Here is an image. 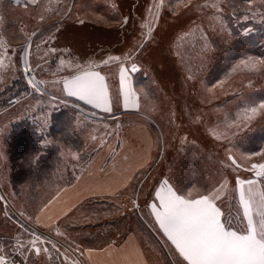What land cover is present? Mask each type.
<instances>
[{
    "label": "rangeland",
    "instance_id": "1",
    "mask_svg": "<svg viewBox=\"0 0 264 264\" xmlns=\"http://www.w3.org/2000/svg\"><path fill=\"white\" fill-rule=\"evenodd\" d=\"M213 2L162 0V6L157 8L153 5L160 4L161 0H37L36 4L25 7L17 5L14 0H0V40H3L0 53L5 54L0 58L6 65L0 68V197H3L0 200V246L5 248L6 256L11 253L8 264L13 261L22 264L23 259L9 244L26 246L33 234L49 237L64 255L50 260L43 254L24 253L26 264H78L75 258H80L68 241L63 238L54 240L53 235L43 233L27 221L30 220L29 212L33 213L43 204H40L43 198L37 197V191L42 187L37 183L13 184L10 181L11 175L7 177L9 152L4 146L5 134L11 133L18 123L31 121L38 125V130L46 131L52 115L61 112L62 106L52 100L49 93L54 94L59 88L61 83L57 81L62 82L61 79L77 71L75 67L60 69L61 59L87 67L90 61L100 63L109 55L134 54L131 62L138 65L139 71L130 73V83L139 107L124 108L118 65L110 63L93 70L105 76L112 111L96 108L92 113L99 115L100 119L72 112L76 127L94 131L93 137L99 141H103L105 135L120 138V133L127 127L139 125L146 128L154 144L153 162L159 165L155 170L167 179L173 175L181 193L213 187L215 183L220 185L226 179L228 187L220 195L225 201L222 210L228 211L227 202L233 197L235 178L255 177V173L243 166L233 171L222 165L226 164V150H230L243 165L261 161L255 153L264 151V115L258 113L243 128L241 125L245 121L240 117L246 109L264 101L254 103L261 95L259 99L264 98V71L260 76L254 75V68L241 62L234 66L236 69L249 67L245 74L224 77L218 69L223 55L235 48L237 41L244 36L245 27L240 22L264 21V12L255 10L253 2L251 7L247 0H220L222 11L217 13L214 8L206 6ZM149 7H152L151 13L147 11ZM245 16H248L247 20L243 18ZM125 17L131 21L128 25L122 24ZM142 20L151 24L150 35L147 26L141 29ZM33 33L37 35L33 36ZM141 43L144 44L142 50L137 48ZM29 44L28 61L32 71L25 74L20 54ZM239 44L233 51L238 50L242 59L247 53L243 46L239 48L242 45ZM49 48L57 51L46 56ZM33 78L43 82L41 92L28 84ZM24 94L28 96L18 101ZM233 111L237 113L234 115L236 121L227 126L225 116ZM71 119L74 125V117ZM66 122L67 118L58 120V125ZM257 129L258 139L248 136ZM243 138L259 145L251 156L242 157L236 151L240 144H251L250 141L243 143ZM187 163L196 167L191 178L184 167ZM204 179L208 183H201ZM253 180L257 181V188L264 187V180ZM52 188L48 191L45 188V195L51 194ZM24 191L30 193L24 194ZM236 191L238 193L237 188ZM23 195H30L27 205L23 204ZM45 199L47 202L49 198ZM236 199L238 201V194ZM141 211L142 226L136 225L137 213L130 214L129 224L145 245V253L155 255L158 264H176L177 256L145 211ZM231 211L235 217L236 208ZM239 226L240 222L234 220L233 227ZM13 237H16L15 241ZM44 246L51 249V244ZM52 255L56 257L57 253L53 251Z\"/></svg>",
    "mask_w": 264,
    "mask_h": 264
},
{
    "label": "crops",
    "instance_id": "2",
    "mask_svg": "<svg viewBox=\"0 0 264 264\" xmlns=\"http://www.w3.org/2000/svg\"><path fill=\"white\" fill-rule=\"evenodd\" d=\"M62 87L61 82L54 94L49 93V97L59 102L62 110L65 108L67 114L60 113L65 114L68 122L61 126L53 123V118L60 116V113L57 115L54 113L46 131L38 130V125L33 123L35 131L43 136L40 142L43 150L49 148L53 153L47 166L38 165L40 169L21 174L18 180L21 183L41 184L42 189L37 191V197L49 198L36 211L29 212L30 220L27 221L43 233L53 235L52 239L63 238L74 246L82 258L80 260L79 256H76L78 264H158L155 255L147 256L143 248L145 245L129 224L130 214L137 213L136 225L142 226L140 220L143 209L155 229L177 256L176 264H180L182 258H179L174 246L159 230V225L154 217L148 214L145 206V202L152 199L155 188L166 178L159 176L161 172L155 170L159 165L153 162L155 149L149 131L135 125L124 129L120 133V138L105 135L103 141L93 139L95 132H89L87 127L78 129L74 115L100 119L99 115L95 116L92 113L96 108L76 97L68 96L62 91ZM27 96L24 94L18 101ZM62 104H68L69 108ZM72 112H75L74 115ZM9 133L8 131L4 136L6 150L9 146L7 138ZM7 166V177L13 176L8 163ZM170 177L169 183L174 189H179L174 176ZM240 178L253 180L255 177ZM235 181L232 196L238 194ZM201 183L208 181L204 179ZM44 184H53L51 194L45 195ZM215 187L219 185L215 183L213 187L209 186ZM137 193L140 208L135 212L132 201L137 198ZM178 194L183 193L179 191ZM29 196L23 195V200H28ZM23 204L27 205L28 201H23Z\"/></svg>",
    "mask_w": 264,
    "mask_h": 264
},
{
    "label": "snow or ice",
    "instance_id": "3",
    "mask_svg": "<svg viewBox=\"0 0 264 264\" xmlns=\"http://www.w3.org/2000/svg\"><path fill=\"white\" fill-rule=\"evenodd\" d=\"M14 2L17 5L22 4L27 7L30 4H36L37 0H14ZM248 3L251 5L252 0H248ZM153 6L161 7L162 0L160 4ZM206 6L214 8L217 13L222 11L220 0H214L213 3ZM147 11L151 13L152 7H149ZM243 18L247 20L248 16ZM130 22V19L125 17L122 24L128 25ZM145 26L148 27L147 34L150 35L153 30L151 24H146L142 20L141 29L143 30ZM248 32L250 29L245 28L243 34L247 35ZM32 35L36 36L37 33ZM2 44L3 40H0V45ZM205 46H208L207 40ZM29 47L30 44L22 49L20 54L25 74L32 71L28 61ZM137 48L142 50L144 44H139ZM56 51L55 48H49L45 55ZM133 55V53L109 55L100 63L90 61L87 67H82L79 63L73 65L71 61L61 59L59 61L60 69L73 67L77 69L74 75L62 79V91L88 105L102 108L105 112H111L105 76L100 71L93 69L116 63L118 65L120 91L124 97V108H138L139 105L130 83V73L139 71L138 65L131 62ZM4 56V53H0V57ZM256 63L247 62L252 68L256 67ZM258 63L264 65V59ZM4 67H6L4 59L0 58V68ZM41 83L43 82L34 78L28 81V84L37 92L42 91ZM57 83H61V81H57ZM258 113L264 115V101L260 102L258 106L246 109L241 114L240 118L245 121L241 127H247L248 123ZM92 138L95 139V137ZM214 138L219 139V137ZM255 155L261 157L260 162H249L247 165H242L231 154L230 150H226V164L222 166L232 168L233 171L243 166L245 170L254 172L256 177L264 178V151L257 152ZM235 182L238 186V201L234 194L227 202L228 211L222 210L225 201L220 195L227 188L228 181L226 179L219 187H204L202 190L193 189L184 194H178L180 189H174L169 180L165 178L155 188L152 199L145 202L148 214L154 217L155 222L159 225V230L174 246L179 258H182L180 264H184V262L186 264H264V187L257 188L256 180H242L239 176L236 177ZM2 199L3 197H0V200ZM138 199L139 194L137 193V198L132 201L133 207L137 210L140 208ZM233 207L236 208L237 212L235 217L231 211ZM241 209L242 215L240 214ZM234 220L240 222L239 227H233ZM12 239L15 241L16 237ZM45 244H51V249L45 247ZM9 247L23 257L22 264H26L27 259L24 257V253H34L37 256L43 254L50 260L64 255L59 252L55 242L41 234H33L26 246L10 243ZM53 251L57 253L56 257H53ZM10 255L11 253H8L6 256L5 248L0 246V264H8Z\"/></svg>",
    "mask_w": 264,
    "mask_h": 264
},
{
    "label": "trees",
    "instance_id": "4",
    "mask_svg": "<svg viewBox=\"0 0 264 264\" xmlns=\"http://www.w3.org/2000/svg\"><path fill=\"white\" fill-rule=\"evenodd\" d=\"M252 2H253V8L255 10L264 12V0H252ZM234 5L235 3L232 4V7H234ZM251 7H252V3H251ZM258 7H261L262 9L260 10ZM257 20L254 22H252V20L250 21L248 20L246 22L245 21L240 22V24L243 25V27L247 28L249 27V25H251L250 29L252 28L247 35H244L241 39H239V41H237V44L238 42L242 44L239 48L243 46L246 49L247 54L245 55V57H242V59H240L239 51L238 50L233 51L236 50L237 44L235 48L234 47L230 48L227 51L229 53L226 52L223 55L222 60L220 59L219 62L220 68L218 70H220V73H222L224 77L231 76L235 73L245 74L249 71V67L244 69H236L234 64L239 62L246 63V65L248 66H251L250 64H247L248 61L257 62L256 67L253 69V71L255 72L254 75L260 76L262 71H264V66H261V64L258 63V61L264 58V21L259 20L258 22ZM224 73H228V75ZM261 96L259 98H261ZM259 98L256 99L254 103L264 100V98L262 99ZM61 112H66V111L62 110ZM235 114L237 113L233 111L232 114L230 115L228 114L227 116H225V122H226L225 125L231 126L236 121L234 119ZM65 118H66L65 114H60L59 117L57 116L53 118L52 121L53 123H58V120H62ZM53 126L54 125L52 124L51 127ZM258 129L253 131L252 135L250 133L248 136L258 139L259 138ZM9 134L10 135H8L7 137L9 146L6 151L9 152L8 160L11 167V174H13V176H11V182L13 184H20L21 182H18V180L20 179L21 174H27L33 171L35 172L36 170L40 169L38 165H41L43 167L47 166L48 160L50 159L53 152L49 148H47L45 151L43 150L44 147L40 143L43 136L39 134L37 131H35V126L30 121H24L22 123L21 122L18 123V125H15L13 127V130ZM242 141L243 143H247L249 141L251 143L248 146L244 144H240L238 146V149L236 148V151L242 157L251 156L254 152H256L259 149V145L253 144L251 140H247L243 138ZM250 162H254V161H250ZM241 164L243 165V163ZM184 167L189 172L188 176L191 178L193 172L196 169L195 165L187 163L185 164ZM255 178L259 181L264 180V178H258L256 176ZM31 184H36V183H31ZM44 185L48 191L49 189H51L53 184H44ZM37 186H41V184L40 185L37 184ZM35 200L36 199H34V201ZM44 201H46L45 198L42 199L41 202L43 203Z\"/></svg>",
    "mask_w": 264,
    "mask_h": 264
}]
</instances>
